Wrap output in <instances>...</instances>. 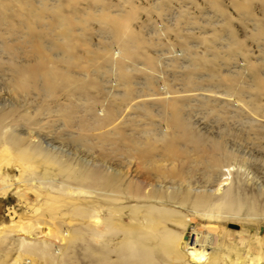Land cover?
Here are the masks:
<instances>
[{
  "label": "rangeland",
  "instance_id": "obj_1",
  "mask_svg": "<svg viewBox=\"0 0 264 264\" xmlns=\"http://www.w3.org/2000/svg\"><path fill=\"white\" fill-rule=\"evenodd\" d=\"M2 144L0 264H264V0H0Z\"/></svg>",
  "mask_w": 264,
  "mask_h": 264
},
{
  "label": "bare ground",
  "instance_id": "obj_2",
  "mask_svg": "<svg viewBox=\"0 0 264 264\" xmlns=\"http://www.w3.org/2000/svg\"><path fill=\"white\" fill-rule=\"evenodd\" d=\"M8 153L10 154L11 152L8 150V147L6 146V144L0 145V197L1 198L4 197L6 195V193L8 191H10L12 189V187H13V184L11 183L8 174H4L1 171L2 168H4V167L5 168H8V166L10 165V162L6 160L7 159V155H9ZM12 166L16 170H18V172H20V170H19L20 168L17 169L18 168L17 165L13 164ZM224 172H227L229 174V170L228 169L226 171H224ZM18 178H15V180H18ZM222 184H223V182H220L218 184V187H220ZM36 212H37L36 209H33L32 210V213H36ZM156 221H153L151 223V225H154ZM94 222L96 224L99 221L97 219H94ZM157 222H156V224H157ZM14 224L17 225V222H12V225H14ZM18 227H19L20 235L23 236V239L25 238L24 236L28 234L27 233L28 230L32 228L31 224L30 225L29 224H23V222L21 223V221L19 222ZM50 233H51L50 229L49 228H46V231H45V235L44 236H48V234L50 236ZM201 234L202 233L197 232L196 230H193L192 233L190 234L189 241L183 242L182 241V238L183 237H182L180 239L182 242L180 240H174L171 243H169L170 245L167 244V246L169 245V248L172 249V250H174L175 256L177 258H180L182 260H184V259L185 260H189L193 264H211L210 263L211 262L210 261V258L211 257L213 258V256L215 254H213L212 251L210 253L205 252V250H206L207 247L209 248V250L212 249L211 247L208 246V244H210V241H209L210 238L208 239V237H206L207 235L205 237H202ZM213 235L216 236V234H213ZM214 244H216V242ZM214 249H216V248H214ZM215 261H213L215 264H217V261H219V262L221 261L220 262L221 264H232L230 261H228L226 259H221V257H218L217 260L215 258ZM214 263H212V264H214ZM15 264H17V262H15ZM237 264H258V262H254V260H251L249 263H247V260H245V259L243 260L242 259L240 261L238 260V263ZM260 264H262V262Z\"/></svg>",
  "mask_w": 264,
  "mask_h": 264
}]
</instances>
